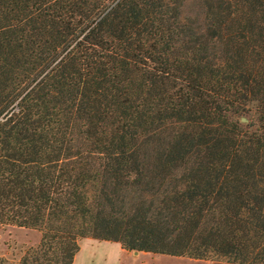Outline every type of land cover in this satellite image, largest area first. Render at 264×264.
<instances>
[{"label": "trees", "instance_id": "1", "mask_svg": "<svg viewBox=\"0 0 264 264\" xmlns=\"http://www.w3.org/2000/svg\"><path fill=\"white\" fill-rule=\"evenodd\" d=\"M0 226L264 264V0H0Z\"/></svg>", "mask_w": 264, "mask_h": 264}, {"label": "rangeland", "instance_id": "2", "mask_svg": "<svg viewBox=\"0 0 264 264\" xmlns=\"http://www.w3.org/2000/svg\"><path fill=\"white\" fill-rule=\"evenodd\" d=\"M40 241L41 232L38 229L0 226V256L6 250V257L11 258V254L18 255L25 247L37 246ZM95 242L92 243L88 239L82 241V250L74 264H116L119 259L118 245L110 242ZM224 264L229 263L224 262Z\"/></svg>", "mask_w": 264, "mask_h": 264}, {"label": "crops", "instance_id": "3", "mask_svg": "<svg viewBox=\"0 0 264 264\" xmlns=\"http://www.w3.org/2000/svg\"><path fill=\"white\" fill-rule=\"evenodd\" d=\"M87 239L91 240L92 243H94L95 241H98V240H94L91 238H87ZM87 239H84V240H87ZM82 241H81V250H82ZM99 242H106V241H99ZM116 244L118 245V248H119V251H118L119 259H117L116 264H216V263L224 264V262H220V261L218 262V261H211V260H198V259H193L189 257L157 255V254H151V253H145V252H129L123 249L119 243H116ZM78 256L79 255H77L76 260Z\"/></svg>", "mask_w": 264, "mask_h": 264}, {"label": "water", "instance_id": "4", "mask_svg": "<svg viewBox=\"0 0 264 264\" xmlns=\"http://www.w3.org/2000/svg\"><path fill=\"white\" fill-rule=\"evenodd\" d=\"M243 121L245 122V121H246V119H243Z\"/></svg>", "mask_w": 264, "mask_h": 264}]
</instances>
